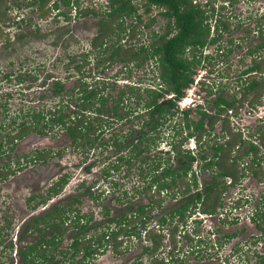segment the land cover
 I'll list each match as a JSON object with an SVG mask.
<instances>
[{
    "label": "rangeland",
    "instance_id": "374dc122",
    "mask_svg": "<svg viewBox=\"0 0 264 264\" xmlns=\"http://www.w3.org/2000/svg\"><path fill=\"white\" fill-rule=\"evenodd\" d=\"M138 1L134 3H139ZM196 1L206 9L208 15H212L207 21L211 26L215 24L217 17L230 25V31H219V40L215 44L208 43L202 53H198L200 62L196 66L195 74L192 75L193 81L185 88L183 96L186 102L183 105L178 103V111L157 131L161 136V142L170 141V137L178 141L186 133L187 130L183 127L186 121L184 111L188 112V119L192 118L195 121L200 118L199 111L217 117L214 120L216 121L214 128L205 134L204 139L209 145L224 141L218 138L224 132L221 129L222 125L220 126V119H225L227 133L228 131L235 133V128L241 126H245V130L248 127L246 133L251 134L256 133L254 132L256 130L264 129V97L261 99L260 108L254 112L248 107L243 111L245 105L236 110L237 104L230 107L233 108L234 116L230 115L228 109L218 112L219 100L221 98L230 100L232 96L238 95L245 79L250 77L261 81L264 78V75L241 74L250 62L248 47L254 46L259 40V36L254 31L256 22L264 10V0ZM53 2L58 8L54 7ZM77 4L67 5L62 0H44L42 4L39 0H9L8 18L0 20V141L3 142L5 150L4 154H0V165L25 163V158L22 156H31L35 149L50 148L59 151V154L51 155L45 163L23 164L20 170L16 169V172L10 173L6 179L0 181V264H22L18 250L25 243L33 241L39 233L50 234L49 230L43 232L34 230L23 234L19 240L15 231L20 230V227L18 229L16 227L21 222L28 216L32 217L42 211L51 200L59 199L61 205L71 203L73 209L80 214L91 216L88 223L91 229L84 234L87 238L97 236L106 230V218L118 216L128 201L131 202L130 198L135 201L138 197L146 202V198L141 193L138 196L137 192L143 183L138 176V167L139 165L145 167V163L136 162L138 158L130 165L123 164L115 169L113 168L114 149L106 145L91 148L90 152L86 153L84 152L87 151L86 147L74 148L61 130L45 136L29 134L14 140L13 144L6 142L7 133L11 132L20 120L18 115L20 109L24 112L27 107L50 108L58 104L59 97L51 96L46 85L43 84L44 81L50 83L54 78L64 79L69 75L71 78L65 83L67 88L72 86L77 76L86 81H91L93 77L115 80L117 89L126 88L127 84H139L141 89L160 87L161 82L157 78L158 63H155V59L141 60L140 64L134 60H129L127 63L119 60L110 63L108 52L102 53L101 50L90 47L89 41L96 35L101 14L80 16L75 12L88 7L101 13L105 8V0H77ZM138 12L140 13V8ZM64 13H67V16ZM152 14L154 15V12ZM146 19L144 17L145 21ZM131 20L129 17L124 20L125 29L120 32L123 38L115 42L117 35H111L109 43L121 44L127 49L139 44L148 47L154 39L151 34L155 29L161 26L160 29L163 30L166 25V19L158 17L152 25L131 31ZM115 32L117 33L118 30ZM145 33L147 38H144ZM238 42L241 44L237 45ZM83 54H87V60L82 63L81 71L76 72L74 64L81 61ZM69 55H73L75 60L71 61ZM186 55L190 56L189 51ZM18 75L22 77L20 82L17 81ZM140 92L145 96L143 91ZM130 105L133 106V103L130 102ZM134 113L131 120L123 123L114 121L110 131L104 132L105 139L110 132H120L129 125L141 128L148 116L141 106L140 111ZM13 118L17 123L11 126L10 121ZM206 119L207 117L204 121ZM239 119H244L239 121L240 125L236 123ZM225 133L224 136L227 137L228 134ZM160 148L165 151L167 144L161 143ZM204 152L210 155L211 147L204 148ZM147 155L150 157L149 161L152 157L165 160L168 156L155 147ZM228 160L229 154L225 153L219 157L218 167L199 173V187L202 186V182H211L213 170L225 169L234 172L229 167ZM147 168H143L144 171ZM65 173L69 175V180L58 196L51 197L36 208L29 207L27 198L31 194H46L48 186ZM220 179L221 177H218L217 181L219 182ZM88 186L93 187L91 190L94 195L88 193ZM251 186L253 192L244 187L243 194L253 193L252 200L255 194L264 193V186ZM125 190L127 194L123 195L122 192ZM219 192L220 189L217 196ZM74 197L79 198V202L72 201ZM161 198L163 203L161 205H165L164 211L174 207V205L169 207L171 205L167 204L176 203L172 201V197L168 195ZM215 201L216 195H211L205 204ZM253 205L254 202L251 201L242 209L243 214L246 215ZM105 207L109 210L108 215L104 214ZM158 210V214L164 212ZM194 212L192 219L200 217L202 218L200 223L190 220L187 228L180 229L174 238L168 236L167 230L162 232L164 236L161 237L160 245L155 251L160 264H257L261 255H264V240L254 239L258 231L252 222L227 223L216 215H199L196 210ZM4 216L11 221V224L9 227L1 228L5 225L2 219ZM239 221L243 220L239 219ZM156 222L153 219L149 225L154 226L156 230L162 228ZM64 226L66 229L60 237L61 241L55 250L52 264L57 261H60L57 264L68 262V260H60V251L69 250L73 233L76 231L69 224ZM165 227L167 226H163V229H166ZM230 232H236V236L226 242L224 235ZM218 238L220 240H217ZM117 241L119 244L117 250L121 252L114 251L109 244L103 252L90 258L86 264H152L150 256L141 246L147 242L144 237L140 242L135 236L120 234ZM79 255L80 252L76 258Z\"/></svg>",
    "mask_w": 264,
    "mask_h": 264
},
{
    "label": "trees",
    "instance_id": "16d2710c",
    "mask_svg": "<svg viewBox=\"0 0 264 264\" xmlns=\"http://www.w3.org/2000/svg\"><path fill=\"white\" fill-rule=\"evenodd\" d=\"M39 1L42 4L44 0ZM134 1L136 0H105V8L101 13L88 7L75 13L80 16L101 14L97 23L96 35L89 41L91 48L101 50L102 53L108 52L110 63L117 60L124 63L134 60L140 64L141 60L155 59V63H158L157 77L165 87L141 89L137 85H126V88L117 89L115 80L93 77L91 81H86L77 75H75L77 77L72 86L68 88L65 83L67 79L71 78L69 75H66L64 79L54 78L50 83L44 81L43 84L46 85L51 96L59 97L58 104L50 108L27 107L24 112L20 109L19 122L17 123L15 118L10 121L11 126L17 124L11 132L7 133L6 142L13 144L14 140L21 139L31 133L50 135L53 131L61 130L74 148L86 147L87 151H84L86 153L90 152L91 148L99 146L107 145L112 150L114 149L116 157L113 168L115 169L123 164L130 165L138 158L136 162L138 164L145 163V167H140V165L138 167V176L143 180V183L137 192L138 196L141 193L146 198V202L141 201L138 197H135V201L130 198L131 202L128 201L118 216L106 218V230L97 236L88 238L84 234L91 229L88 226L91 216L80 214L76 209H73L71 203L53 204L32 216L20 231L19 240L23 234L34 230L36 232L49 230L50 233L49 235L39 233L33 241L25 243L18 250L22 264H47L46 262L52 264L55 250L61 241V233L66 229L64 225L68 224L76 232L73 233L69 250L60 251V260H68L67 263L62 264H86L90 258L103 252L109 244L114 251L121 252V250H117L119 245L117 239L120 234L135 236L140 242L144 237L147 242L141 243V246L150 256L151 263L160 264L155 251L160 245L161 237L164 236L162 232L167 230L168 236L174 238L180 229L187 228L188 219L198 205L201 212L213 213L219 204L217 194L220 187H218L217 179L219 176L232 172L223 169L214 173L212 182L205 187L203 192L191 193V186H196L197 182L193 172L189 175L191 182L187 177L194 156L181 148L185 136H182L179 141L174 138H172L173 141L165 140L167 149L163 151L159 147L164 140L161 142V136L157 131L178 111L177 101L184 96L185 88L193 81L192 75L195 74L196 66L200 62L198 53L201 54L208 43H216L219 39V31L228 32L229 25L226 21L215 17L213 26L215 34L210 36L212 26L207 20L212 15L205 14L206 9H203L199 3H193L192 0H139V3H134ZM62 2L67 5L70 3L78 5L77 0H62ZM8 3L9 0H0V20L8 18ZM53 4L55 8H58L55 2ZM139 8L140 13L138 12ZM155 10L166 19V25L164 32L157 39L152 40L150 46L145 47L139 44L127 49L121 44L109 43L111 35H117L115 42H119L123 38L120 32L125 29L124 20L126 17L132 19L130 30L134 31V29H142L141 26L152 25L155 17L151 13ZM64 14L67 16V13ZM144 17L147 18V21L144 20ZM257 27L258 33L263 37L255 48H248V53L254 55L251 56L249 64L241 71L242 75H260L264 70V56L260 57L255 54L258 48L264 46V35H262L264 24L259 22ZM116 30L119 33H116ZM170 32L172 33L169 36ZM188 51L190 56L186 55ZM69 56L71 61L75 60L73 55ZM85 60H87V54H83L81 61L74 64L76 72L81 71L82 63ZM21 80L22 77L18 75L17 81ZM242 87L243 91L239 99L235 97L230 100L220 99L225 110L247 98H250L252 103L259 102L264 91V78L261 81L252 78ZM114 91L116 92L114 93ZM140 91H143L145 96H142ZM130 102L133 103V106L130 105ZM140 106L148 116L147 120L143 121L141 128L129 125L120 132H110L105 139L103 134L111 128L114 121L123 123V121L131 120L134 112L140 111ZM199 112L200 118L195 121L192 118L188 119V112L184 111L185 127L189 128L190 124L193 125L189 135L195 134L196 130L203 127L205 113L204 111ZM136 114L138 115V113ZM210 116L212 125L217 117ZM3 146V142L0 141V154L5 153ZM154 147L156 150L168 154L165 160L152 157L149 161L150 157L147 154ZM221 147L220 145L215 147L214 157L217 156ZM143 153L146 155L142 156ZM56 154H59V151L50 148L36 149L31 154V159L45 162L51 155ZM214 164L219 165V161L213 158L206 165ZM11 166L9 163L0 165V180L8 177ZM143 168H147V170L144 171ZM68 176L65 173L58 177L48 186L46 194H31L27 198L28 205L36 208L40 204L46 203L51 197L58 195L68 182ZM91 188L93 187H87L88 193L94 195ZM122 193L126 195L127 191ZM163 193L170 194L173 198L177 194L179 202L154 219L162 227L156 230L154 226L149 225V222L153 220L154 211L161 206ZM211 195H216L215 203L205 204ZM72 201L79 202V198L74 197ZM108 212L109 210L106 208L104 214L108 215ZM193 222L199 223L200 221L193 219ZM5 224V226H10L8 220ZM165 225L167 227L163 229ZM257 226L264 231V226L261 224ZM232 235L228 234L227 237ZM79 252L83 254L76 258ZM59 262L57 261L55 264ZM261 262L264 263V259Z\"/></svg>",
    "mask_w": 264,
    "mask_h": 264
},
{
    "label": "flooded vegetation",
    "instance_id": "af4514ba",
    "mask_svg": "<svg viewBox=\"0 0 264 264\" xmlns=\"http://www.w3.org/2000/svg\"><path fill=\"white\" fill-rule=\"evenodd\" d=\"M192 1H193V3L197 2L196 0H192ZM153 12H154V15L151 13L152 16L155 17L156 16L155 13H157V15H159V16H156V18H158V17H160L162 19L164 18L163 15L158 13L157 10H155ZM205 14H207V13H205ZM259 22H262L264 24V10L262 11L260 18L258 19V22H256V24H258ZM213 26L214 25H212V27H211L210 36L215 34V31L213 30ZM141 27H145V26H141ZM160 27L161 26H159L157 29H155L154 33L151 34V37L153 36L154 39H157L164 32L165 29L162 28L163 30H161ZM255 28L256 29L254 32L257 34V36H259V40L254 46H252V47L250 46L248 48H255L258 45V43L261 41V37H263L258 33L257 25ZM229 31H230V25H229L228 32ZM173 32H174V30H173ZM171 33L172 32H170L169 36L171 35ZM262 35H264V33ZM144 38H147V33L144 34ZM238 44H241V43L238 42L237 45ZM142 45H144V44H142ZM247 53H248V49H247ZM255 54H256V56H260V57L264 56V46L258 48L257 52H255ZM252 55H254V54L248 53V56L250 57V59H251ZM261 74L264 75V70H263V73H261ZM246 76H249V75H246ZM250 79H252V78L249 77V78L245 79V82H243V85L249 83ZM159 81L161 82L160 79H159ZM116 83H117V81H116ZM159 84H160L159 88H161L162 86L165 87V85L162 82ZM127 85L132 86L134 84H132V85L127 84ZM136 85L140 86L139 84H136ZM151 88H153V87H151ZM159 88H157V89H159ZM153 89H156V88L154 87ZM242 91H243V87L238 92V95L232 96V98L235 97L236 99H239L241 97ZM115 92L116 91H114V93ZM263 95H264V91L261 95L259 102H257V103H255V102L252 103V101L249 98L245 99L242 102H237L236 103L237 104L236 110L238 108H240L242 105H245L242 108L243 111H245L248 107L250 110H252L254 112L256 109L260 108L259 105H261V102H262L261 99H262V97H264ZM249 96L251 97V95H249ZM218 106H219L218 112H219V110L223 111L221 109L224 108L225 106H224V104H222V102H220V100L218 102ZM228 110H231V113L230 112L229 113L232 116L233 115V108L229 107ZM205 117H207L206 121H204ZM210 118H211V116H208L205 113V116L203 117V127L200 130H196L195 134H191V135L188 134L189 131H192V129H193L192 124H190L189 128H186L185 124L183 125V127L185 128L184 130H187V131L185 134L182 135L183 137L185 136V138L182 141L181 148L189 151L191 153V155L194 156V160L192 161V164H191V170H190V172H188V176H187L188 180H189V175L192 172L196 175V182L197 183H196V186H193V185L191 186V193H193L195 191L203 192L205 187L208 186L212 182L213 174L218 172V171L213 170V173L211 175L212 176L211 182L210 183L209 182H202L201 187H199L198 175H199V173H201L205 170L206 171L209 170V168L218 167V164H214L211 166L206 165L213 158H214V160L219 161V157L221 155L228 153L229 154L228 165L230 168H232V170L234 172L226 173L222 176H219V177H221V179L218 182V187H220L219 204L213 213L201 212L199 209V205L195 210L199 213V215L200 214H202V215H206V214L207 215H216L219 219H222V221H225L227 223H235V224H243L244 223V224H247V221L252 222L255 229L258 231V235L255 236L254 239L255 240H258V239L264 240V231L261 230V228H259L257 226L258 224H261L262 226H264V193L255 194L253 200H252L253 193L243 194V191L245 190L244 187H247V190H250V192H253V190H252L253 188L251 185H253V186H256V185L259 186L260 185L262 187L264 186V135H262L264 129H260L259 131L256 130V131H254L256 133L251 134V133H246V132H248L247 131L248 127H246V130H245V126H241V128H238V127L235 128V133H232L229 131L227 133V131L225 130L227 123H225V119H220V126L222 125L221 129H223L224 132L222 131L223 134L219 135L218 138L220 140L224 139V141L223 142L217 141V142L209 145L208 142L204 139L206 136L205 134L208 133L211 129H213L215 126V123H216V121H215L211 125L212 121L210 120ZM241 120L243 121L244 119H239V120H237V122L235 120V122L238 125H240L239 121H241ZM111 128H112V124H111ZM224 133L228 134L227 137H226V135L224 136ZM31 134H34V133H31ZM37 135L45 136V134H37ZM181 137H180V139H181ZM225 137H226V139H225ZM170 138L172 140L173 137H170ZM164 142L165 141H163L162 143H164ZM219 145L222 147H221V149L218 150L217 156L214 157L213 155L215 152V147H217ZM207 146H210L212 149V152L210 153V155H207L204 152V148H207ZM236 150H237V152H236ZM114 155H115V153H114ZM22 157L25 158V163L14 162L12 164V167L10 168L11 170L8 171V175L10 173L12 174V173L16 172L17 171L16 169L20 170L21 167L23 166V164H26L27 162L28 163L29 162H40V164L46 162V161L45 162L38 161L36 159L32 160L31 156L23 155ZM114 162H115V158H114ZM197 165H198V170H196ZM221 170H223V169H221ZM228 172H231V171H228ZM0 181H2V180H0ZM189 182H191V179L189 180ZM174 190H177V189H174ZM254 193H256V192H254ZM58 195H56V196H58ZM164 195L165 196L169 195L170 197H172L170 194H164ZM164 195L162 197H165ZM172 201L176 202V203H174V204L167 203L168 205H171L169 207H172L173 205L175 206L176 204H178L179 197L177 194H176V197H174V198L172 197ZM251 201L254 202V205L251 206L249 208V210L247 211L246 215H244L242 209L247 207ZM59 202H60L59 199L51 200L50 203L48 204V206L44 207L42 209V211L45 210L46 208H49L53 204H59ZM161 204H163V203L161 202ZM30 208L33 209V207H30ZM158 209H160V210L165 209V205L164 206L161 205L160 207H158L155 210L153 219L158 218L162 213L168 211V210H165V211L163 210L164 212H161L160 214H158V211H159ZM170 209L171 208H169V210ZM195 210H193V212ZM156 211H157V213H156ZM40 212L41 211L35 213V215L39 214ZM32 216H34V215H32ZM192 217L193 216L191 214V216L188 219V222L190 220L193 221ZM28 218H31V217L28 216ZM28 218L25 219L23 222H21V224L18 227H16V229H18L20 227V230L15 231V235H16V237H18V239H19V233L23 229L24 224L29 220ZM2 219H4V224H5L6 220H7L6 216H4ZM195 219H198L200 222L202 221V218H200V217H197ZM239 219L243 220V221H239ZM8 221L11 224V221L10 220H8ZM5 225L1 226V228L7 227ZM63 234H64V231L61 233V236H63ZM228 234H233V235L228 238L227 237ZM235 236H236V232L227 233L224 235V240H226V242L227 241L229 242ZM217 240H220V239L218 238ZM223 241H221V242H223ZM82 254L83 253L81 252L79 256H81ZM262 259H264V255H261L257 264H264L261 262Z\"/></svg>",
    "mask_w": 264,
    "mask_h": 264
},
{
    "label": "built area",
    "instance_id": "2783aa9c",
    "mask_svg": "<svg viewBox=\"0 0 264 264\" xmlns=\"http://www.w3.org/2000/svg\"><path fill=\"white\" fill-rule=\"evenodd\" d=\"M168 96H171V95H168ZM185 98L184 97H182V98H180L178 101H177V104L179 103V104H181V105H183L184 103H185ZM229 112L231 113V110H229Z\"/></svg>",
    "mask_w": 264,
    "mask_h": 264
},
{
    "label": "bare ground",
    "instance_id": "6f19581e",
    "mask_svg": "<svg viewBox=\"0 0 264 264\" xmlns=\"http://www.w3.org/2000/svg\"><path fill=\"white\" fill-rule=\"evenodd\" d=\"M185 102H186V100H185Z\"/></svg>",
    "mask_w": 264,
    "mask_h": 264
}]
</instances>
